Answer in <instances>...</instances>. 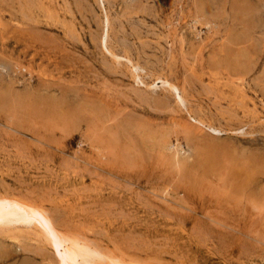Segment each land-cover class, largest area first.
<instances>
[{"label":"rangeland","instance_id":"obj_1","mask_svg":"<svg viewBox=\"0 0 264 264\" xmlns=\"http://www.w3.org/2000/svg\"><path fill=\"white\" fill-rule=\"evenodd\" d=\"M0 197L94 264H264V0H0Z\"/></svg>","mask_w":264,"mask_h":264},{"label":"bare ground","instance_id":"obj_2","mask_svg":"<svg viewBox=\"0 0 264 264\" xmlns=\"http://www.w3.org/2000/svg\"><path fill=\"white\" fill-rule=\"evenodd\" d=\"M41 211L20 200L0 197V223L19 225L37 220L45 231L49 243L58 253L60 264H94L92 256L97 254V251L90 249L85 243L81 244L77 238L54 229Z\"/></svg>","mask_w":264,"mask_h":264}]
</instances>
